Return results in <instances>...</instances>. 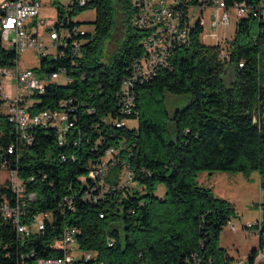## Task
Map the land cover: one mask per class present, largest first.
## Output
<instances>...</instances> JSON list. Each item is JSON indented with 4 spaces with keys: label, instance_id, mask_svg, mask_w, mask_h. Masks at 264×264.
Listing matches in <instances>:
<instances>
[{
    "label": "trees",
    "instance_id": "trees-1",
    "mask_svg": "<svg viewBox=\"0 0 264 264\" xmlns=\"http://www.w3.org/2000/svg\"><path fill=\"white\" fill-rule=\"evenodd\" d=\"M73 7V13L96 9L95 32L80 35L84 43L77 60L82 69H73L71 59L43 57L38 72L48 76L64 64L73 81L50 83L43 94L34 96L29 110L37 114L65 109L75 125L63 145L56 129L38 126L33 143L19 142L17 154L9 156L10 169H17L27 191L37 196L26 200L22 221L30 223L43 212L52 213V219L46 221L44 234L23 237L0 209V264H15L20 252L32 249L44 257L61 255L53 244L67 226L80 230V249L95 252L99 264H184L192 254L204 264H232L219 239L234 205L196 178L205 171H257L264 180V22L254 16L242 18L225 59L219 45L202 41V27L193 28L168 65L136 88L138 114L128 115L120 113L116 95L133 58L144 51V32L133 24L136 8L131 0H91ZM58 9L64 13L62 6ZM117 29L123 36L113 53L105 55V43ZM15 57L0 39V66L11 65ZM229 68L235 76L227 84L223 76ZM168 92L189 94L190 99L171 113ZM70 98L77 101L61 106ZM72 106L78 108L72 112ZM104 117L138 123L118 127L103 123ZM17 135L0 112V146L17 143ZM111 146L120 148V155L108 170L109 192L97 202L84 200L86 183L81 178ZM123 163L133 173L132 187H122ZM159 183L167 187L164 197L155 193ZM66 196L72 198L73 209L64 204ZM5 199L12 204L17 200L8 180L0 187V208ZM257 255L253 249L250 263Z\"/></svg>",
    "mask_w": 264,
    "mask_h": 264
},
{
    "label": "built area",
    "instance_id": "built-area-1",
    "mask_svg": "<svg viewBox=\"0 0 264 264\" xmlns=\"http://www.w3.org/2000/svg\"><path fill=\"white\" fill-rule=\"evenodd\" d=\"M91 0H75L72 6L83 7ZM136 8L133 24L144 32L142 45L144 51L141 55L133 58L129 66V74L123 81L122 89L116 97L120 113L138 114L136 88L152 80L158 72L168 65L171 55L178 47L185 45L189 40V33L195 27L205 29V13L216 9L217 13L210 15V26L213 29L219 27H230L235 25L232 37L224 36L213 44L221 48L223 59L229 56V43L237 34L238 24L242 18L254 16L264 22V0L249 4L246 2L227 3L226 0H131ZM41 0H0V39L4 49L14 50L16 57L11 60V65L0 66V112L13 124L17 135V143H10L7 147L0 146V170L8 171V181L17 200L12 204L5 199L1 205L3 218L13 224L18 235L29 237L34 233L44 234L46 221L52 219V213L43 212L35 214L30 223L23 222L26 213L24 206L26 200L36 199L35 192H28L26 184L20 178L17 169H10L12 160L10 155L18 152L19 142L33 143L35 139L34 129L38 126L51 127L57 130L59 143L65 144L67 134L75 125L65 109H45L37 114H32L29 108L35 102L34 96L45 92L47 86L52 82H58L61 76L65 77L67 84L73 81L69 68L62 64L57 70L48 76L41 74L34 68H23L20 65V56L31 49L40 57H50L54 60L71 59L73 69H82L77 58L82 55L84 40L80 35L85 31L80 30L69 13L59 14L57 21L40 19L34 23L29 21L40 15ZM49 28L48 37L50 44H46L42 27ZM202 31V32H203ZM202 34V33H201ZM39 64V66H40ZM240 67L244 62H240ZM38 66V67H39ZM37 67V68H38ZM84 78V77H83ZM77 101L70 98L62 101L61 106H67ZM81 105H84L83 103ZM78 107L72 106L70 111ZM89 112L92 109L88 110ZM103 123L114 124L118 127L127 125L126 120L112 117H104ZM132 127V126H130ZM124 147V146H123ZM121 147V148H123ZM120 148L111 146L103 157L96 163L90 164L89 173L81 180L86 183L84 200L97 202L109 192L106 182L109 167L118 162ZM63 158H65L63 156ZM122 175L127 182L124 186H134L133 173L126 163ZM99 191L98 195L95 192ZM25 199V200H24ZM64 204L73 209L72 198L66 196ZM260 213L264 215V205L260 206ZM103 216V215H102ZM256 225L260 226L261 222ZM252 227L251 224H249ZM235 228V226H232ZM80 230L73 226L63 229L60 238L53 246L60 249L62 254L53 257H44L34 249L22 251L17 256L15 264H99L96 261V253L93 251H82L78 243ZM114 240L110 239L112 245ZM264 260V252L260 251L250 263L247 258L242 264H259ZM184 264H204L197 254H192L185 259Z\"/></svg>",
    "mask_w": 264,
    "mask_h": 264
},
{
    "label": "rangeland",
    "instance_id": "rangeland-1",
    "mask_svg": "<svg viewBox=\"0 0 264 264\" xmlns=\"http://www.w3.org/2000/svg\"><path fill=\"white\" fill-rule=\"evenodd\" d=\"M75 0H41L40 15L32 18L29 23H34L40 19H51L57 21L59 18L58 6H62L64 13H71L73 21L79 23V28L82 31L95 32L94 21L96 19L95 8H85L73 13L72 6ZM217 13L216 9L208 10L205 13V29L201 34V39L205 43L213 44L224 36L232 37L235 31V25L230 27H219L213 29L210 26V15ZM45 25L41 31L44 33L46 44H50L48 29ZM123 34L120 29H117L107 39L105 43V55H110L116 49L120 38ZM102 62L106 61V56L101 58ZM40 64V57L34 50H27L20 56V65L23 68H34ZM262 77L264 80V52L262 53ZM234 71L229 68L228 74L223 77L225 82L229 84L234 79ZM59 83L65 82V77L61 76ZM167 108L172 113L175 109L184 107L189 99V94L176 95L166 93ZM128 126L137 125V120H126ZM8 180V171L0 170V187ZM196 181L201 186L211 188L215 195L225 198L233 203L235 212L231 215L230 221L226 224L220 234L219 244L225 248L232 258V264H242L250 255L253 249L258 253L264 252V215L260 213V206L264 205V180L257 171L245 174L242 172H201L197 175ZM122 182L126 183L127 178L122 175ZM167 187L164 183L157 184L155 193L157 196L164 197ZM261 222L258 227L256 224ZM252 225V227L249 226ZM235 226L233 228L232 226ZM262 240V241H261ZM264 260L259 264H263Z\"/></svg>",
    "mask_w": 264,
    "mask_h": 264
}]
</instances>
